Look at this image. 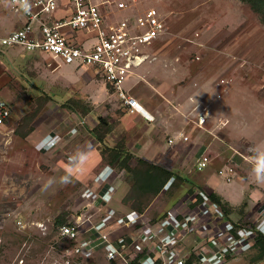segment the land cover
Masks as SVG:
<instances>
[{"label": "rangeland", "instance_id": "obj_1", "mask_svg": "<svg viewBox=\"0 0 264 264\" xmlns=\"http://www.w3.org/2000/svg\"><path fill=\"white\" fill-rule=\"evenodd\" d=\"M131 3L134 11L129 14L138 15L156 8L167 25L166 37L156 43L150 58L155 67L151 76L156 79L158 87L137 89L135 86L136 96L144 97L156 107H161V103L177 106L176 100L170 102L169 98L175 99L179 90L188 92L193 84L209 81L207 88L215 90L218 98L223 96V89H242L246 93L243 102L246 106L264 103V26L248 5L241 0H136ZM126 14L119 12L116 15L125 17ZM164 73L169 74L166 79L161 77ZM0 96L12 106L11 120L0 128V264H106L100 248L89 256L69 254L68 251L74 248L61 236L60 228L63 224H81L85 215L93 214L97 218L99 207L87 201L86 192L102 178L100 173L104 169L112 173L111 180L107 178L110 183L107 190H116L112 206L121 214L130 211L122 202L129 190L128 174L108 168L92 130L105 120L112 126L105 144L114 147L119 141H125L133 153L138 144H131L134 131L129 129L135 124L124 123V120L134 117L125 115L116 96L93 68L67 65L44 52L27 53L21 47H0ZM39 96L49 100L37 113L36 98ZM70 99L79 102L73 104L72 110L63 108ZM164 107L162 110L168 108ZM262 111L246 112L241 128L234 130L238 134L229 136L240 141L235 145L222 141L224 131L230 133L231 130L225 126L224 115L220 114L222 118L215 122L220 127L216 142L221 144L215 149L212 144L210 149L211 141L205 139L202 145L193 146L184 161L177 165L180 168L171 170L188 181L182 182L180 189L172 195L164 194L153 199L146 214L155 218L177 207H191L194 196L191 191L204 188L207 175L224 171V180L220 178L222 186L229 187L235 204L239 202L232 218L235 222L250 221L264 233V218L255 221L262 216L264 197L263 202L252 198L264 187L255 181L254 165L249 159L246 163L244 158L242 166L240 160H229L228 157L233 146L252 155L250 148L258 144L264 132ZM163 113L170 115L167 127L176 129L180 122L178 116L174 118L175 113L170 110ZM179 115L184 117L188 126L197 124L198 116ZM205 119L208 121V116ZM184 132L186 135L181 136L191 135L189 128ZM171 139L170 135L162 138L169 154L176 150ZM261 140L264 141V137ZM190 141L189 138L186 143ZM81 148L91 151L83 171L74 173L70 182L60 183V177L65 175V165ZM203 155L209 157L210 163L203 172H197L195 164ZM165 162L168 166L165 168L172 169L173 163ZM97 164L99 166L93 169ZM227 168L235 171L231 183L226 182ZM49 177H54L56 183L44 190ZM206 192L212 193L209 189ZM247 202L262 204L253 211L249 209L250 218H242L239 213L246 212L243 207ZM80 236L84 238V227ZM246 251L226 264H253L254 251ZM256 264H264V260Z\"/></svg>", "mask_w": 264, "mask_h": 264}, {"label": "built area", "instance_id": "obj_2", "mask_svg": "<svg viewBox=\"0 0 264 264\" xmlns=\"http://www.w3.org/2000/svg\"><path fill=\"white\" fill-rule=\"evenodd\" d=\"M7 1L25 17L26 23L0 38L1 48L21 47L27 53L41 51L67 65L93 68L111 86L126 114L155 121L127 83L150 61L153 45L167 35V25L159 10L149 8L142 14H129L134 11L131 2L136 0H28V10L21 0ZM119 12L127 14L118 17ZM11 118L12 106L0 96V128ZM181 138L189 141L187 136ZM209 163V157L203 155L195 168L203 172ZM226 170L230 181L235 171ZM218 174L223 176L225 172ZM101 179L86 192L87 201L99 207L97 218L85 215L81 224L60 228L61 236L74 248L69 254L89 256L100 248L106 264H226L254 244L256 224L239 230V237H234L232 224H222L217 219L223 211L207 192L198 191L202 200L197 205L169 211L155 221L146 213H118L110 206L114 190H107L108 182ZM260 215L255 221L264 218V209ZM194 236L204 243L186 246V240Z\"/></svg>", "mask_w": 264, "mask_h": 264}, {"label": "crops", "instance_id": "obj_3", "mask_svg": "<svg viewBox=\"0 0 264 264\" xmlns=\"http://www.w3.org/2000/svg\"><path fill=\"white\" fill-rule=\"evenodd\" d=\"M20 14L21 13L16 12L15 10L12 9L11 5H9V2L7 0H0V38L8 36L12 32L21 29L25 25L26 19L24 16H21ZM58 14L60 15V13H58ZM156 43L153 45L152 49L150 50L151 52L155 48ZM153 65H154L153 62H151V59H150V61H147L141 68H139L137 70V72H136L137 76L132 77L128 81L127 88L131 89V92H133V94H134L133 90L136 89L135 86H137V89H154L155 87H158V85L155 84L156 79L152 78V76H151L152 71L155 68ZM168 75H169L168 73H164V75H161V77L163 79L164 78L166 79L165 76L168 77ZM153 76L157 78V75H153ZM141 77L143 79H140ZM208 82L209 81L203 82L201 85H199V83H198V84H196L197 86L195 84H193V87L191 88L192 90H189L188 92L185 91V89H183L182 91L179 90L177 92L175 99L169 98V99H171L170 102H173L176 100L177 106H175V105L171 106L169 103H167V104L161 103L160 104L161 107H156L155 105H153V104L151 105L148 101H146L144 97H142V96L138 97L134 94L141 101V103L149 109V111L155 117L154 122H149L144 117H142L140 115L125 114L128 116L134 117V119H128L127 121L124 120V118L126 116L121 118L122 120H124V123L133 122V124H135L134 128L129 129V131H131V130L134 131V135H133V139H132L133 142L131 144H134L135 146L138 144V146L135 149V152H133L135 154V156L140 157V158H145V159L152 161L154 163H157L161 166L163 165L164 168L168 167L165 161L172 162L173 165L170 167V168H172L170 170L180 168L177 165L180 164V162L184 161L186 154L193 148V146H195L197 144L202 145L203 140L210 139L211 142L208 145V148L211 147L212 144H213L212 145L213 148L217 147V145L221 144L219 142H216V132L219 130L220 127H218L219 125H217V122H215V121L217 118L221 119L223 115H224L223 119L226 122L225 126H228V129H230L231 132L229 133V132L224 131V133H223L224 136H221L222 138H224V139L221 138L222 141L225 143H228L230 145H235V144L240 143V141H238V140H235L232 138L230 139L229 136L231 134L232 135L238 134L237 133L238 131L234 132V130H236V129L239 130L241 128L240 125H242L244 123V121L246 119V112L247 111L252 110V111L258 112V111H262V109H263L262 112L264 114V103L254 105L252 107L246 106V103H243L246 99V93L243 92L242 89H227V90L223 89V90H221V92H223L222 93L223 96L221 98H218L216 96L215 90L213 92L212 89L207 88ZM159 95H161V94H159ZM163 95H165V94H163ZM164 106H167L168 108L162 110L163 108H165ZM165 110H170V111L174 112L175 113L174 118L176 117V115L178 116L176 118H177V120H180V122L177 123L176 129H174L175 127H173V128L167 127L166 122H167V118H169L170 115H167V114L164 115L163 111L165 112ZM187 113L188 114L190 113L193 117L198 116L197 119L199 120V122L197 120V124H195L194 126H191V127L188 126V124H186V122H185L184 117L183 118L179 117L180 116L179 114L184 115ZM207 116H208V121H206L207 119H205V118H207ZM218 116H220V117H218ZM251 117H252V115H251ZM171 118H173L172 115H171ZM211 122H212V124H211ZM186 128H189L190 132H191V135H187L191 139V141L189 143L183 142L181 140V134H185L184 131ZM172 129H174V130H172ZM126 130H128V129H126ZM166 134L170 135L173 138L171 140L174 142V144H176V147H175L176 150L171 154L166 153L165 148H167V147L164 146L165 144L162 141V138L167 136ZM263 137H264V132L262 133V137H259L260 139L257 141V143H263L264 141L261 140V138H263ZM212 147L210 149H212ZM132 150H133V148H132ZM229 150H230L229 151L230 156H228V157H230L229 160L238 159V161L239 160L241 161V164L243 166L245 164L244 158H246V163H248L247 159L250 155L248 153L245 154L244 152H242L241 147L236 148V146L235 147L233 146ZM226 154L227 153H225V157L227 156ZM174 162H175V164H174ZM98 166L99 165L97 164L93 169H96ZM100 174H101L100 176L102 178H105L106 182H108L107 178H110V180H111L110 175L112 173L111 174L107 173L106 169H104ZM197 174H199V173H197ZM217 175H218V177H217ZM239 177H242V176H239ZM220 178L223 179L222 176H219V174H217V173H214L212 175H207L205 178V181H204V185H205L204 188H197V190L206 192V190L209 189L212 191V193H215L218 196H220L221 198H223L224 202L228 203L230 210H231V213L228 215V217H226V216L224 217V215L223 216L221 215L220 217L217 218L219 221H221L222 224L223 223H225V224H227V223H230V224L238 223V222L234 221V219L232 218V215L235 213L234 211H235L236 207L238 206L239 202H237V204H235L234 201L231 200L232 198H234L233 193L231 192L229 187H227V185L222 186V180H220ZM230 179H231L230 181L226 180V182L231 183L233 176L230 175ZM240 179L242 181L244 180V178H240ZM93 180H95V179H93ZM108 184H110V183H107V185ZM107 185H106V187L108 188ZM259 186L264 187V184H259ZM112 190H115V189H112ZM115 196L110 200V206L113 209H115L112 206V203L115 199ZM254 196L255 197L252 199H256V200L261 199V201H262V199L264 197V188L259 190V194H254ZM196 197L197 196L195 195L191 198V201H190L191 207L198 204V203L197 204L195 203L196 199H197ZM262 202L260 204L251 202L253 204V206L250 205L251 203L247 202L246 207H243V211L246 208V212L239 213L240 217L250 218V214L248 213L249 209H251L253 211L254 208H257L258 206H260L262 204ZM184 205H186V204H184ZM216 205H218V204H216ZM188 207H190V206L187 205L186 207L185 206L184 207H177V208L173 209L172 211L178 212V211H182L183 209H187ZM261 208L262 207H260L259 209H261ZM145 213H143V214H145ZM123 215H128V214H123ZM163 215L164 214H162L160 216L162 217ZM161 217H159V218H161ZM159 218H153V219L156 221ZM247 222H250V221H247ZM228 228H229V226H228ZM227 239L228 238H225V240H227ZM197 241H198V239L196 236L190 237L186 240V246L192 247V246H195L196 244H198L200 246L204 243V241H201V242L200 241L197 242ZM249 249H248V251H249Z\"/></svg>", "mask_w": 264, "mask_h": 264}, {"label": "trees", "instance_id": "obj_4", "mask_svg": "<svg viewBox=\"0 0 264 264\" xmlns=\"http://www.w3.org/2000/svg\"><path fill=\"white\" fill-rule=\"evenodd\" d=\"M241 2L248 5L252 11L259 16L260 22L264 26V0H241ZM107 86L113 93L111 86L108 84ZM48 100L49 99L45 96L36 98L38 104L37 113L45 106ZM78 102L77 99H70L63 104V108L72 110L74 109L73 104H77ZM108 124L109 123L105 120H102L101 123L98 124V127L92 130V133L97 143L101 146L100 154L108 168L111 171L126 172L128 174L129 190L122 200L123 204L130 210L127 214L145 213L153 199L164 194L172 195L176 190L180 189L182 182L188 181L187 179L184 180L178 173L166 169L157 163L135 156V154L130 151L125 141H119L114 147L107 146L105 144V137L112 131L111 124ZM191 194L197 196L196 204L201 202L202 197L198 192L192 190ZM210 199L220 206L224 217H228L231 213L228 203L224 202L223 199L215 193L210 194ZM159 217L161 216L159 215L155 218ZM250 225V222L242 220L238 223H232L231 233L234 237H239L238 231ZM254 230L257 232V236L252 247L246 252L254 251L255 255H253L251 263L256 264L264 260V233L257 230L255 227Z\"/></svg>", "mask_w": 264, "mask_h": 264}, {"label": "clouds", "instance_id": "obj_5", "mask_svg": "<svg viewBox=\"0 0 264 264\" xmlns=\"http://www.w3.org/2000/svg\"><path fill=\"white\" fill-rule=\"evenodd\" d=\"M25 10L30 8L28 0H21ZM252 155L248 158L253 163L252 174L256 183L264 184V143L253 144L250 148ZM91 156V151L86 149H77L69 159V162L65 165V175L60 177V183L66 184L70 182L74 173L82 172L84 166L87 164L88 159ZM54 183L56 179L49 177L44 184V190H47Z\"/></svg>", "mask_w": 264, "mask_h": 264}]
</instances>
